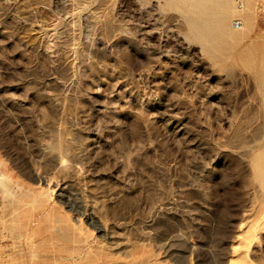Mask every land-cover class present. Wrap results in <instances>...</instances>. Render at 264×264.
I'll list each match as a JSON object with an SVG mask.
<instances>
[{
    "label": "rangeland",
    "instance_id": "rangeland-1",
    "mask_svg": "<svg viewBox=\"0 0 264 264\" xmlns=\"http://www.w3.org/2000/svg\"><path fill=\"white\" fill-rule=\"evenodd\" d=\"M241 1L0 0V264H264Z\"/></svg>",
    "mask_w": 264,
    "mask_h": 264
},
{
    "label": "bare ground",
    "instance_id": "bare-ground-1",
    "mask_svg": "<svg viewBox=\"0 0 264 264\" xmlns=\"http://www.w3.org/2000/svg\"><path fill=\"white\" fill-rule=\"evenodd\" d=\"M182 1L185 4H187L188 6H190V8L195 9V11H203L204 13L213 12L212 7L209 5L210 1H216L217 2V4L219 5V9L221 10V13L224 12L223 8H227L230 4V0H182ZM202 34L204 36H207L206 33H202Z\"/></svg>",
    "mask_w": 264,
    "mask_h": 264
},
{
    "label": "built area",
    "instance_id": "built-area-1",
    "mask_svg": "<svg viewBox=\"0 0 264 264\" xmlns=\"http://www.w3.org/2000/svg\"><path fill=\"white\" fill-rule=\"evenodd\" d=\"M236 2H237V4H238V7L239 8H243V3H242V1L241 0H236Z\"/></svg>",
    "mask_w": 264,
    "mask_h": 264
}]
</instances>
